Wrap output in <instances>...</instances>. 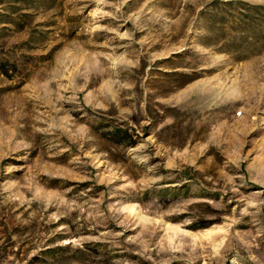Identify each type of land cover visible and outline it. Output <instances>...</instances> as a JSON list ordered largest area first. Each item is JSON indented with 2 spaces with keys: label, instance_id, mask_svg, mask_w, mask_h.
I'll use <instances>...</instances> for the list:
<instances>
[{
  "label": "rangeland",
  "instance_id": "obj_1",
  "mask_svg": "<svg viewBox=\"0 0 264 264\" xmlns=\"http://www.w3.org/2000/svg\"><path fill=\"white\" fill-rule=\"evenodd\" d=\"M0 264H264V0H0Z\"/></svg>",
  "mask_w": 264,
  "mask_h": 264
}]
</instances>
